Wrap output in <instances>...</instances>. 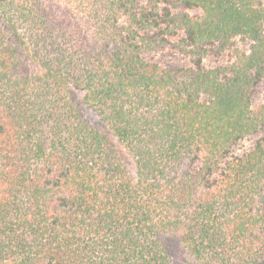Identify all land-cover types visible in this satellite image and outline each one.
<instances>
[{"label": "trees", "instance_id": "obj_1", "mask_svg": "<svg viewBox=\"0 0 264 264\" xmlns=\"http://www.w3.org/2000/svg\"><path fill=\"white\" fill-rule=\"evenodd\" d=\"M262 81L264 0H0V264H264Z\"/></svg>", "mask_w": 264, "mask_h": 264}, {"label": "rangeland", "instance_id": "obj_2", "mask_svg": "<svg viewBox=\"0 0 264 264\" xmlns=\"http://www.w3.org/2000/svg\"><path fill=\"white\" fill-rule=\"evenodd\" d=\"M191 15L200 14L199 10L190 11ZM235 47L240 48L245 52H249L250 42H246L241 40L240 38L235 40ZM232 51H227L220 55H210L205 57L203 64L207 68H216L219 66H224L228 63L231 58ZM147 58H152L154 61L169 67H186L190 65V59L185 56L177 53L176 51H162L156 54H149ZM251 100L253 108L256 109L259 105L264 103V81H262L251 93ZM90 113V112H89ZM90 116L94 118V116L90 113ZM258 137H254L248 140L244 145V148H249L254 144L255 140ZM170 253L176 264H187L185 261V251L180 247L179 243L172 239L170 241Z\"/></svg>", "mask_w": 264, "mask_h": 264}]
</instances>
